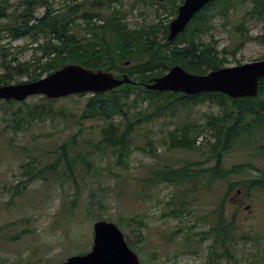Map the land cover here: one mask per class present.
Instances as JSON below:
<instances>
[{
  "label": "rangeland",
  "instance_id": "rangeland-1",
  "mask_svg": "<svg viewBox=\"0 0 264 264\" xmlns=\"http://www.w3.org/2000/svg\"><path fill=\"white\" fill-rule=\"evenodd\" d=\"M145 1L118 0L111 5L125 11V19L132 28L166 24L176 15L177 10L170 5L163 9L157 0ZM10 2V11L23 8L20 0ZM51 2L55 8L62 4V0ZM235 3L228 7L226 18L214 16L212 28L202 36L206 42L215 41L220 56L225 58L224 66L260 60L264 54V44L258 39L263 31L262 18L250 13V0ZM43 12L44 6H34V15ZM6 22V18H1L0 27ZM1 36L0 48L6 54L4 58L0 54V74L6 71L4 64L11 70L10 84L32 81L28 79L42 72L36 59L41 54L37 45L44 37L39 34L37 39L31 35L12 38L5 29ZM159 36L161 38L162 32ZM22 63L27 64V69L18 71L16 66ZM47 74L43 72L41 77ZM85 96L73 95L48 102L41 101L43 95L32 94L23 100H14L17 103H48L55 114L52 121L35 120L16 130L10 125V112L0 104V264H61L71 255L85 253L91 248L92 225L97 219L117 225L127 245L138 255L140 264H206L212 239L202 237L201 232L209 228L212 210L225 192L226 184L217 180L206 190L193 191L186 189L191 185L159 183L148 186L144 180L152 168L164 164L177 167L185 161H203L209 154L207 147L214 142V136L211 129L200 128L210 114H221L222 107L205 99L162 114L146 109L145 115L150 119L139 124L132 134L133 149L124 165L115 162L109 150L93 147L100 138L102 119L89 118L79 124L78 114ZM145 105L146 101H139L137 106L145 108ZM131 112H135L133 106ZM184 126L190 127L191 135L194 130H199L196 144L201 146L200 149L170 148L164 142L168 131ZM77 131H80L78 150L83 154L95 150L87 168L74 163L73 175L79 193H75L73 182L64 175L55 178L54 174L48 173L46 179L38 177L27 181L21 193L14 195L13 186L19 184L21 188L20 182L28 178L23 175L21 164L33 157L39 160L37 166L53 162V150ZM250 142L247 147L237 143L224 156L226 168L243 162L252 166L233 174L230 180L257 176L258 170L264 169V153L256 151L257 146L264 144V130ZM147 145L153 146V153L144 149ZM209 164L211 162L204 163ZM56 168L61 172L63 166L57 163ZM179 190H186L183 199L188 207L180 216H172L173 201H169ZM249 196H244L239 188L229 195L228 218L240 205L234 252L237 261L215 260V264H264V189L253 190ZM244 234L249 237L243 238L241 235Z\"/></svg>",
  "mask_w": 264,
  "mask_h": 264
},
{
  "label": "trees",
  "instance_id": "trees-1",
  "mask_svg": "<svg viewBox=\"0 0 264 264\" xmlns=\"http://www.w3.org/2000/svg\"><path fill=\"white\" fill-rule=\"evenodd\" d=\"M11 0H0V19L6 18L7 22L0 27L8 30L12 38L31 35L34 39L41 34L43 42L37 45L41 50L36 59L37 67L41 73L28 80L40 78L43 72L50 73L67 63L80 64L84 67L97 70L102 69L121 77L126 73L132 81L150 82L154 77L164 74L171 66L178 64L189 72L204 74L209 70L224 66L225 58L220 56L215 47V41H204L202 36L212 28L211 21L214 16L221 15L226 18L227 9L239 0H214L204 5L188 22L173 40H168V23L144 24L130 27L125 19V11L111 5L118 0H62V4L55 8L51 0H20L22 9L15 8L10 11ZM146 3L145 0H142ZM252 6L250 13L262 18L264 22V0H250ZM138 2V1H137ZM150 2V0H149ZM183 0H180L182 3ZM156 3L163 9L172 6L174 11L179 4L176 0H157ZM44 6V12L34 15V6ZM134 7V5H133ZM235 7V6H234ZM162 32L160 38L159 33ZM246 37H248L246 35ZM258 39L264 44L263 31ZM1 57L4 58V49L0 48ZM264 58V54H263ZM4 73L0 74V84H10L11 70L2 64ZM17 67V68H16ZM13 67L21 71L27 69V64L22 63ZM264 76L259 79L258 93L254 97L230 98L220 92H202L194 95L172 91H156L144 88L140 83H125L116 88L102 93H77L65 97H84V104L78 114V122L89 118L103 120L99 128L100 138L95 146L107 149L112 154L115 162L125 165V159L131 153L132 134L136 127L150 119L146 116V109L152 113L162 114L175 111L179 106L190 107L193 104L209 99L222 107L221 114H210L200 129L212 130L214 142L207 147L206 158L203 161H185L180 166L164 164L149 171L145 178V185L156 186L159 183H168L175 186L191 185L186 189H208L215 181L226 184L225 192L220 201L212 210L213 220L209 228L201 232L202 237L211 238L210 254L206 264H215V260H233L237 244L236 216L240 209L237 205L233 209L231 218L226 215L227 200L236 188L250 197L253 190L264 189V169L258 170L257 176L243 177L230 180L235 173H240L252 167L249 163H237L229 168L224 166V156L238 143L240 147L251 145L250 139L259 135L264 130ZM41 101L52 102L45 96ZM64 98V97H63ZM11 114V127L16 130L28 126L35 120H53L55 114L48 103H17L14 100H0ZM139 101H146L145 108H138ZM135 112H131V107ZM81 127V126H79ZM80 129V128H79ZM189 126L175 127L168 131L166 140L170 148L200 149L196 144V137L190 134ZM193 132V130H192ZM80 131L69 134L65 140L54 150L55 160L43 166H37L38 159L23 162L22 173L28 178L14 185V195L21 193L27 181L34 178L46 179L48 173L55 178L64 175L72 181L75 193H79L74 179V163L78 166L88 167L91 156L95 150L91 149L86 154L78 150ZM149 144H152L149 142ZM147 152H152L153 146H146ZM239 147V146H238ZM41 150V149H40ZM264 153V144L256 147V151ZM42 150V153H46ZM35 161V162H34ZM211 162L209 165L204 163ZM59 163L63 166L61 172L56 168ZM96 166L93 167L95 169ZM186 190H179L171 196L173 207L171 215L180 216L186 207L183 199ZM168 202V203H169ZM119 224V223H118ZM243 238L248 235H241ZM255 239L254 236H251ZM233 250V253H232Z\"/></svg>",
  "mask_w": 264,
  "mask_h": 264
},
{
  "label": "water",
  "instance_id": "water-1",
  "mask_svg": "<svg viewBox=\"0 0 264 264\" xmlns=\"http://www.w3.org/2000/svg\"><path fill=\"white\" fill-rule=\"evenodd\" d=\"M213 0H184L168 24L167 38L181 32L195 13ZM264 76V58L210 70L205 74L188 72L173 65L150 82H138L146 89L197 94L220 92L230 98L254 97L259 79ZM127 74L117 77L102 69L93 70L80 64L67 63L49 74L14 84H0V99L23 100L32 94L58 99L77 93H102L124 83H132ZM134 83V82H133ZM93 240L89 251L67 257L61 264H140L138 255L127 245L123 233L113 222H93Z\"/></svg>",
  "mask_w": 264,
  "mask_h": 264
}]
</instances>
